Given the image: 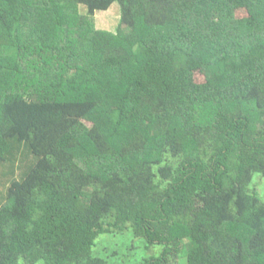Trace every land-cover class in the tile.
<instances>
[{
	"label": "trees",
	"instance_id": "1",
	"mask_svg": "<svg viewBox=\"0 0 264 264\" xmlns=\"http://www.w3.org/2000/svg\"><path fill=\"white\" fill-rule=\"evenodd\" d=\"M2 162L0 264H264V0H0Z\"/></svg>",
	"mask_w": 264,
	"mask_h": 264
},
{
	"label": "rangeland",
	"instance_id": "2",
	"mask_svg": "<svg viewBox=\"0 0 264 264\" xmlns=\"http://www.w3.org/2000/svg\"><path fill=\"white\" fill-rule=\"evenodd\" d=\"M81 13H85L86 7L80 6L79 8ZM120 16V7L117 2L111 4V6L107 10L96 11L94 14V25L98 29H104L108 31L114 32L119 23ZM237 17L246 16V13L243 9L236 10ZM195 77L197 80H202V74L200 72L195 73ZM89 125V123H87ZM8 166V171L7 167ZM12 167L9 166V163L0 164V200L1 195L5 193V189L7 186V182L10 179L19 177V174L14 177L9 176L8 172H11ZM254 179L256 181V189L264 200V178L259 174L254 175ZM10 182V181H9ZM122 234V235H121ZM119 233V235H109L103 234L98 237V240H101L95 250H97L96 254H105L106 256L112 255L113 252H116V256L113 257L114 262L117 264H137L138 261L142 259V253L145 256H148L153 250H144L140 244V242H134L133 238H131L128 232ZM158 248V247H157ZM93 248V251H95ZM118 252V253H117ZM179 264H185L184 259L178 260Z\"/></svg>",
	"mask_w": 264,
	"mask_h": 264
}]
</instances>
